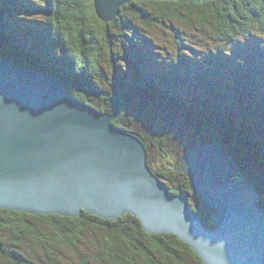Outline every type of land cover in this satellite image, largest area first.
Segmentation results:
<instances>
[{
  "label": "trees",
  "instance_id": "trees-1",
  "mask_svg": "<svg viewBox=\"0 0 264 264\" xmlns=\"http://www.w3.org/2000/svg\"><path fill=\"white\" fill-rule=\"evenodd\" d=\"M7 1L8 0H0V11L2 10V14L4 12L3 4L6 3L7 5ZM32 3V7H29L28 5H25L26 2H24V7L28 9V11H25L24 9L11 10L13 13H20L18 15L29 12L34 16H45L44 19H35L38 21V24L35 25L34 30L30 28V30L21 29L22 27H19L20 32L18 33V31H15V26L10 25V29L17 34H22L21 32L26 31L33 34V31H35L37 37L40 36L44 39L42 40L43 44L39 42H37L36 45L27 44L28 47L24 49V53L38 58L37 63L32 66V68H30V65L27 66L30 69H34L35 66H37L39 69L49 72L59 79H63L75 98L87 104H91L101 112H114L117 105H119V112L114 119L115 124H113L143 140L148 152L147 162L152 171L167 182L169 189L173 193H185L188 195V199L192 202L195 198L200 200V196L191 184L190 179L182 172L175 171L176 166L180 164L181 157L188 149L201 143L217 141L224 144L227 151L231 154L233 152L237 153L235 150V148L238 147L236 146L238 143L237 138L230 135L226 130V127L228 125L230 129L234 126L229 121L228 117H236L235 119L239 120L241 116H252L241 110V104L243 101L235 95L226 96L222 94L215 99H210L212 105L211 108L214 110L208 109L203 111V109H198L200 111H198V115L211 116L214 118L215 122H218H216L218 125L224 124L226 129H222L221 133L218 129L216 130L214 128L212 122L202 125L201 123H195L197 129L200 131L197 135H194V141H191L190 144H188L190 139L188 137L187 144L189 146H186L187 148L185 147L184 142L181 145L182 148H175L176 151L178 150L179 152L178 160L175 163V166L170 170V175L169 173L164 175L161 170L153 167L150 158L151 148L155 147L159 142V145L163 146L161 141L155 139L154 135L151 133L143 131L138 132L134 127H129L128 121L124 119V116L126 115L125 113L128 109V103L124 96L126 95L128 88L130 91H133L131 93L135 96L133 98V102L135 103L132 104L137 106V97L139 98V95L144 94L146 90L147 93H145V95L148 94L149 88H146L145 86L147 85V87H151L150 89H153L157 94L154 95L155 97L149 94L147 96L150 99H153L156 104H161V108L164 109L168 106L163 103L165 100H163L162 97L167 96L164 92H180L179 94H183V78L181 77L182 79H178L180 84H178L179 87L177 88H172L169 85L171 84V81L169 80L170 82H164H166L171 89H169L168 86L167 88L156 87L157 89H155L153 86H150L151 84H154L153 82H155V79H149L148 82L150 84H143L142 81H140L141 77H137V82H135L136 76L131 75L135 71L132 72L129 64L127 66V74L126 67H123L125 60L117 55V60L112 62V66L111 64L108 66L109 68H112L111 74H115L116 77V81L114 77L111 78L112 84L114 85V94L111 96L109 88L102 89L101 87L100 74L103 70L102 63H104V59L100 57L99 51L105 50V52L102 53V56L103 54H106L108 58L107 62L110 63L113 59V54H116L113 51L115 41H119L121 36L122 40L120 41L122 42V46L125 47L126 43L130 42V38L126 36V32L130 29H133L135 33L140 29L137 33L139 34V40L141 39L142 43H147V45L151 42V46L156 48L153 41H148L147 37L150 35L154 36L152 32L154 31L153 29H155L154 26L157 22H169L171 24L179 22L190 29L207 32L208 40L210 39L211 42H218L220 48L215 50L216 52L212 51L214 53L209 52L211 55L210 58L201 56V58L194 59L189 57L191 61H194L191 62L186 56L181 55L182 52H180V50L184 47L186 41L183 32H181L178 38L179 50L175 53L174 61L172 62L174 66L178 64L181 67L180 70H182V68L187 65L189 71L193 70L192 74H197L199 71H206L205 68H208L209 66L214 69L213 59H215L216 56L217 58L224 57L228 59L229 57H233V60L236 59L241 63H238L240 68L236 67L234 74L238 73L237 76L241 80L243 79V76H239V72L237 71L243 70L247 71V76L251 78L256 75V72H261L255 69L256 62L254 63L253 60L259 62L264 56V39L262 40V38L257 36L264 34V0H131L122 7L121 13L116 19L110 22H104L99 19L93 0H38V3H35L34 1ZM128 9H130V11ZM9 23L8 20L6 21V18H0L1 33L5 31V27L6 25H9ZM47 23L48 31L43 32L42 27ZM112 26H115L117 29L115 33L111 30ZM97 28L104 33V39L95 36L93 31ZM141 31L145 36L140 35ZM4 34L5 44L3 45V48H1V53L6 57H9L10 55L11 58H9L12 59L13 62H17L15 61L17 51L14 46L12 49L11 47L6 48V43H11V40H6V33ZM254 36H257L258 38H252ZM250 39H253L254 41L250 42ZM246 40H249V43L247 42L246 44ZM224 42H228L230 45L233 43V46H241L244 50V54H241L240 52L235 54V52L234 55L230 56L227 54L226 56L224 52L227 53L228 50L226 49ZM59 47H61L62 50H60ZM126 49L128 48H124L125 52L127 51ZM194 51L199 53L197 52L198 50ZM247 51L250 53L247 54ZM178 53L181 55L179 59L177 58ZM143 54H145V57ZM163 54L164 55L161 58L166 57L165 53ZM137 55H140L141 58L143 57L145 61H148V59H146L147 55L145 51L140 53L137 49L136 59L138 58ZM249 55H251V57ZM127 59L129 60V57H127ZM179 60H181V63ZM134 62L136 63L137 72L140 63L138 64L137 60H134ZM152 63L158 65L160 61L157 58ZM23 64L26 65L25 63ZM120 65L122 66L121 71H124L126 77L131 79L130 83L129 81H126L122 84V81H124L125 78H123L124 74L117 70H120ZM144 68L146 76L158 73V69L153 67V72L150 70L151 67ZM175 68L173 66L170 68L166 67V70L168 72H178L179 69ZM103 72L105 73L104 70ZM209 73L211 76L214 74V76L218 75V72L215 70H211ZM209 73L207 76L210 79H213ZM256 76V79L260 78L259 75ZM187 77L190 78L189 76ZM225 83L226 81L221 82V85L223 84L226 86ZM258 83L260 82L258 81ZM142 84L145 88L142 87ZM252 89L253 91L258 92V88L255 87ZM209 90L212 92L211 89ZM185 92L186 96L191 98V102L187 101L190 110L197 109L194 107V103L197 101L196 96L201 97L199 99L201 101L200 103L206 102V99H203L205 98V96H203L204 92L203 90H200V88L195 91L189 88ZM98 96H100L99 99H101V96L103 97L102 100H100V103L99 101H93L92 98ZM139 106L141 107V110L145 109L143 105ZM147 110L149 112H147L148 114H151L152 112L153 116L159 118L158 116L160 115L156 114L151 107H148ZM211 111H213V113H211ZM194 112L196 114L197 110ZM206 112L208 115H205ZM225 113L231 115L226 116ZM223 116L228 118L229 122L225 123ZM149 130L154 134L162 132L160 129V131H158L157 127H153V129ZM212 130H215V132ZM179 133L184 132L181 131ZM184 140L186 141L185 138ZM254 151L258 153L263 152L264 142L263 145L262 143L258 144V149ZM241 157L238 156L236 160L243 167V171L241 172V175H239L244 178H242V180L251 181L257 189V183L259 181L262 182L264 186V176L259 177L257 172L248 171V162ZM260 190V192H263L262 187ZM261 204H263V202ZM201 214L204 222L212 227V210H204ZM0 264L204 263L188 243L184 242L174 234L150 233L146 231L140 218L132 213L123 214L118 219H110L91 212H83L80 217H69L60 214H30L28 212L0 208Z\"/></svg>",
  "mask_w": 264,
  "mask_h": 264
},
{
  "label": "water",
  "instance_id": "water-1",
  "mask_svg": "<svg viewBox=\"0 0 264 264\" xmlns=\"http://www.w3.org/2000/svg\"><path fill=\"white\" fill-rule=\"evenodd\" d=\"M93 1L108 22L130 0ZM117 112L118 105L112 116L85 106L61 81L0 53V208L66 216L85 209L105 218L130 212L151 233L183 238L205 264H264V206L253 184L229 179L241 174L231 153L198 145L175 169L216 210L209 228L186 194L150 175L143 143L114 127Z\"/></svg>",
  "mask_w": 264,
  "mask_h": 264
},
{
  "label": "rangeland",
  "instance_id": "rangeland-1",
  "mask_svg": "<svg viewBox=\"0 0 264 264\" xmlns=\"http://www.w3.org/2000/svg\"><path fill=\"white\" fill-rule=\"evenodd\" d=\"M33 1L35 3H38V0H10V1L8 0L7 5H6V3L3 4V10L5 13L3 12V15H2V10L0 11V18H6V21L8 20L11 23V24L9 23V25H6L5 31L3 33H1V31H0V53L2 52L1 48H3V45L5 44V42H4V40H5L4 35L5 34L4 33H6V40L7 39L11 40V43H8V42L6 43V48L11 47V49H12V47L14 46L15 50L17 51L16 52L17 57L15 56V61H17V62H14V63L17 66H22V65L24 66L23 63H25L26 65H30L31 66L30 68H32V66H34L37 63L38 58L36 56H31L29 54L26 55L24 53V49L26 47H28L27 44L36 45L37 42L43 44L42 40H44V39L41 38L40 36L37 37V35L31 34L28 31L22 32V34H16L12 29H10L11 28L10 25H14L16 28L15 31H18V32H20L19 27H22L21 29H27V30L32 29V30H34L35 25L38 24V21H36L35 19L36 18L44 19L45 16L44 15L34 16L29 12L26 14L24 13V14L15 16L14 14H20V13H12V12L8 13V11L9 10L10 11L11 10H19V9H21V10L24 9L25 11H28V9H26L24 7V2L27 3L25 5L32 7ZM128 10L130 11V9H128ZM120 13H121V11H120ZM99 19H101V18L99 17ZM102 21H104V20H102ZM42 22H44V21H42ZM31 26H32V28H31ZM47 26H48V23L45 26H43L44 28L42 27L43 32L48 31ZM154 27H155V29H153L154 31L152 32V34L154 36H151V35L148 36L147 37L148 41H153V43L155 44L157 49L158 50L160 49L159 51H163V53H165V55H166V57H163V58H161V57L164 54L160 56V59H158L160 61V63H158V65L157 64L155 65L152 63L153 61H155V59H157L158 55H160V54H156V52L154 54H152V52L150 50V48L152 47L151 42L149 45H147V43L139 42V36H138L139 34H137V33H138V31H140V29H138L137 33H135V31H133V29H130L129 31L126 32V36L130 38V42H127L125 47L122 46V42L120 41V40H122L121 36H120L119 41H115V46H114L113 51L116 54H113V59H112V61H110V63L107 62L108 58H107L106 54H103V56H104L103 62L104 63H102V69L105 71L106 74L103 72V70H102V73L100 74L101 87H102V89L109 88L111 96L114 94V87H113L114 85L112 84L111 78L114 77L115 81H116V77H115V74H113V75L111 74L112 68H109L108 66H109V64H111V66H112V64H113L112 62L113 61L115 62L117 60L118 56H121L125 60L123 67H126V71H127V66L130 64L132 72L133 71L136 72V63L134 62V60L135 61L137 60V63L138 64L140 63V67L137 66L138 67L137 72L136 73L134 72L131 74L133 76H136L135 82H137V79H138L137 77H140V75L143 76V78H144V79H140V81H142L143 84H146V83L150 84L148 82V80L149 79H151V80L155 79V83L153 82L154 84L150 85V86H153L155 89H157L158 87L167 88L168 85L164 81H168V82L171 81V84H169V85L172 88H177V87H179L178 84H180L178 79H180L181 77L183 78V79L181 78L183 80V87H184V88H182L183 94H179L180 92H178V93L172 92L171 94H169V99L171 100L170 101L171 103L168 104L167 108H164V109L161 108V106H162L161 104H156L153 99H150L147 96L148 94L153 95V96L157 95L153 91V89H148L149 91H148V94H146V95H145V93H147V90H146V92H144L142 90L144 92V94L139 95V98L137 97V99H136L137 105H143L145 108L144 110H140V111L134 107L135 104H132V103H135V102H133V98L135 96L131 93L133 91H130L128 88V90L126 91V95L124 96L127 103H128V106H127L128 109H127V112L125 113L126 115L124 116V119L126 121H128L129 127H131V126L134 127L136 129V131H138V132L143 131L146 133L153 134L155 139L161 141V144L163 145V146H160L159 145L160 142H159V144L155 143L156 144L155 147H152L150 150L151 164L153 165V167L161 170L164 175H166L168 173L170 175V170L172 169L173 165L175 166V163L177 162L178 156H179V152H178V150L176 151L175 148L181 147L183 142L185 143V147L186 146L188 147L189 146L188 144H190L191 141H194V135H197L198 132L200 131L199 129H197L195 123H199V124L201 123V125H202L205 123L212 122L213 123L212 125L214 126V128L216 130L218 129L222 133V129L225 128L224 124L218 125L217 124L218 122L216 121L217 122L216 123L214 121V118L211 116L198 115V111H199L198 109H203V111H206L208 109L214 110L211 108L212 105H211L210 99H215L219 95L224 94L226 96H229V95L234 96L235 95V96L239 97L243 101L241 104V110L247 112V114L249 113L252 115V116H241V118L239 120L238 119L236 120L235 119L236 117L235 118L228 117L229 121L234 126L229 129V126L227 125V127H226L227 129L226 128L225 129L229 132L230 135H232L233 137H236L237 142L239 143V144L238 143L236 144V146H238V147L235 148V150L237 151L238 154L233 152L232 155L235 156V159L238 158V156L239 157L242 156L241 158H244L248 162V165H247L248 171L257 172V174H259V177H263L264 176V151L258 153V152H255L254 150L258 149V144L262 143V145H263V142H264V137H263L264 136V106H263L264 105V95L261 93V91L262 92L264 91V56L262 57V59L259 62L257 60H253L254 63L256 62L255 69L261 71L260 73L256 72V75H259V77H260L259 79H256V77H257L256 75H255L256 77L252 76L251 78H249L247 76L248 75L247 71L238 70L237 72H239V76H243V79L240 80V78L237 76L238 73L234 74V71L236 70V67L237 68L239 67L238 63L239 64H241V63L236 59L233 60V57H229V59H228V58H224V57H221V58L218 57L217 58V56H216V58L213 59L214 69L209 66L208 68H205L206 71L203 70V71L197 72V74H192L193 70L189 71L187 65H185V66L183 65L184 67L182 68V70H180L181 67L178 64L176 66H174L172 64V62L174 61L173 60L174 55L179 50V45H178L179 34L181 32H183V36H184V38H186V41L184 39L185 43L183 42L184 47L181 46L182 47V49L180 50V52H182L181 55L186 56V58L189 61H191L189 59V57H192L194 59L201 58V56L210 58L211 55L209 52H212V51L216 52L215 50L220 48V46L218 45V42H216V41L211 42L210 39L208 40V37H207L208 33L207 32H204L203 30L190 29V28L186 27V25L179 23V22H174L172 24L169 22H166V23L157 22V24ZM111 30L114 31L113 33H115L117 29L115 26H112ZM93 32H94L96 37L104 39L103 38V37H105L104 33L101 32L98 28L95 29ZM140 35L145 36V35H143L142 31H141ZM203 36H204V38H203ZM257 36H259V38H262V40L264 39V34L263 35L260 34ZM257 36H254L252 38H258ZM200 40H204V41H200ZM235 40H237V39H235ZM251 41H254V40L250 39V42ZM233 42H235V41H233ZM247 42L249 43V40H246L245 43L247 44ZM224 44L226 46V49L228 50L227 53L224 52V54L226 56H227V54L230 56L234 55L235 52H236L235 54H237L239 52L241 54H244V50L241 48V46H233L232 45L233 43L230 45L228 42L227 43L224 42ZM237 44H238V42H237ZM7 45H8V47H7ZM263 45H264V42H263ZM149 46H151V47L149 48ZM227 46H229V47H227ZM59 48H60V50H62L61 47H59ZM124 48H128V49H126L127 50L126 52L124 51ZM137 49H138V52H140V53H142L143 51L146 52V55H147L146 59H148V61L147 60L145 61L143 57L142 58L140 57V55H137V57H138L137 59L135 58ZM194 50H198L197 52H199V53H196ZM99 52H100V57H103L102 53H104L105 50H100ZM214 52H212V53H214ZM166 53H170V54H166ZM248 53H250V52L247 51V54ZM196 54H198V55H196ZM143 55L145 57V54H143ZM181 55H179V53H178L177 58L179 59V57ZM126 56L129 57V60L127 59ZM249 56L251 57V55H249ZM9 57H10V55H9ZM143 60H144V62H143ZM210 60H212V59H210ZM179 61L181 63V60H179ZM191 62H194V61H191ZM172 66L174 68L176 67L177 69H179L178 72L177 71L168 72L166 70V67L170 68ZM121 67L122 66L120 65V70L119 69H117V70L124 74V71H121ZM144 67H151L150 70H152V72H153V68L158 69V71H157L158 73H155V74L153 73V74L146 76L144 74L145 73ZM211 70L217 71L218 75L214 76L215 75L214 74L211 76V74L209 73V71H211ZM254 71H256V70H254ZM219 72H221V73H219ZM114 73H115V71H114ZM208 73L210 74V76L213 79H210L207 76ZM127 74H128V71H127ZM131 75H130V78H131ZM187 76H189L190 78H188ZM123 78H127L128 80H126V81H129V83L131 82V79L126 77L125 74H124ZM123 78H121V79H123ZM184 79H186V80H184ZM61 80H63V79H61ZM126 81L125 80L122 81V84H124L123 82H126ZM224 81H226V83H225L226 86L223 84L221 85V82H224ZM258 81L260 83H258ZM145 86H147V85H145ZM232 87H234V88L236 87V88L234 89ZM255 87L258 88V90H257L258 92L253 91L252 88H255ZM148 88H150V87H148ZM168 88L171 89L169 86H168ZM189 88L193 89L194 91L197 90L198 88H200V90H203V92H204L203 96H205V98H203V99H206L205 103H200L201 101L199 99L201 97L196 96L197 101H195L196 103H194L195 104L194 107L197 108L196 114L194 112L196 110H190L189 106L187 105V101L191 102V98L189 96L187 97L186 92H185ZM209 89H211L212 92H210ZM99 97L100 96L92 97L93 101L102 100L103 97L101 96V99H99ZM163 103L167 105V102H163ZM259 104H261V105H259ZM88 105H91V104H88ZM119 107L120 106L118 105V110H119ZM148 107H151L152 110L155 111L156 114L160 115V116H158L159 118H156V116H153L152 112H151V114H148L149 113L147 110ZM164 107H166V106H164ZM132 109H134V112L132 111ZM116 110H117V108L114 110V112ZM114 112L110 113V112L102 111V113H107L109 115L114 114ZM188 112L193 113V114H189ZM211 113H213V111H211ZM116 115H117V113H116ZM127 115H132V116H127ZM205 115H208V113L206 112ZM225 115L230 116L231 114L225 113ZM228 118L224 117L225 123L229 122ZM114 119H115V117L113 118L112 122L115 124ZM153 127H157L158 131L161 130L162 132H160L158 134H154L152 131L149 130V129H153ZM211 128H213V127H211ZM181 130L182 131L188 130V131H185L186 133H179V132H181ZM212 131L215 132V130H212ZM188 136L190 139H189V142L187 144ZM151 138H153V137H151ZM184 138L186 139V141L184 140ZM201 144H203V143H201ZM198 145H200V144H198ZM198 145H195V146H198ZM244 145H246V146H244ZM195 146H193V147H195ZM193 147H191V148H193ZM247 147L249 148V150ZM190 149H188V150H190ZM186 152L183 154V156L186 154ZM169 165H171V166H169ZM179 165H177V166H179ZM239 165H240L239 170H240V172H242L243 167L240 163H239ZM180 172H182V171H180ZM235 176L237 178L236 180L242 181V177H240L239 175H235ZM235 176L233 178H235ZM186 177L189 178L188 176H186ZM263 179H264V177H263ZM244 181H248V180H244ZM258 181H259V179H258ZM248 182H251V181H248ZM259 182L257 183L258 190H260L261 187L263 188V192H261L260 203L263 202V204H261V205L264 206V186H263L262 182H260V183ZM262 194H263V197H262ZM189 202L192 204V207L197 212H199V214L201 216H202V214H201L202 211L208 209V207H206V205L204 203H202V200L195 198V200L193 202L190 200H189ZM128 213H130V212H128ZM30 214H33V213H30ZM50 214H57V213H50ZM124 214H127V213H124ZM63 216H66V215H63ZM80 216H69V217H80ZM120 216H122V215H120ZM118 218H110V219H118ZM202 218H203V216H202ZM168 234H170V233L168 232ZM184 242H186V241H184Z\"/></svg>",
  "mask_w": 264,
  "mask_h": 264
},
{
  "label": "bare ground",
  "instance_id": "bare-ground-1",
  "mask_svg": "<svg viewBox=\"0 0 264 264\" xmlns=\"http://www.w3.org/2000/svg\"><path fill=\"white\" fill-rule=\"evenodd\" d=\"M131 1V0H130ZM93 3H94V1H93ZM126 3H128V2H126ZM126 3H124L123 5H125ZM27 4V3H26ZM122 5V6H123ZM122 6L120 7V11H121V9H122ZM120 11L117 13V15H116V17L118 16V14L120 13ZM10 11H8V13H9ZM12 12V11H11ZM13 13V12H12ZM15 16L16 15H18V14H14ZM18 17V16H17ZM116 17H115V19H116ZM102 20V19H101ZM112 21V20H111ZM104 22H106V21H104ZM108 22H110V21H108ZM20 23V22H19ZM19 33V32H18ZM22 33V32H21ZM17 34V33H16ZM33 34H35L36 35V33L33 31ZM90 41V40H89ZM88 42V41H87ZM139 42H142V40L140 39L139 40ZM144 43V42H143ZM150 48V47H149ZM153 49V50H152ZM150 50H151V52H152V54H154L155 52H156V54H160V55H158V59H160V56L161 55H163V52L162 51H159L158 49H157V47L155 48H153V47H151L150 48ZM155 54V55H156ZM3 56H5V55H3ZM102 59H104V56L102 57ZM196 59H198V58H196ZM12 60V59H11ZM21 65V64H20ZM23 66V65H22ZM25 67H28L27 65H24ZM28 69H29V71H36V72H40V73H44V74H46V75H48V76H50V77H52V78H54V79H57V80H59V81H61L62 83H63V85H64V87H65V89H66V91L68 92V94L70 95V97L72 98V99H74V100H76V101H81V100H79V99H77V98H75L74 96H73V94L71 93V90H70V88L65 84V82L63 81V80H61V79H59L58 77H56V76H54L53 74H51V73H49V72H45V71H43V70H41V69H39V67H37V66H35V68L34 69H30L29 67H28ZM40 70V71H39ZM145 74V73H144ZM143 74V75H144ZM140 77H141V79H144L143 78V76H141L140 75ZM127 80V78H125V81ZM252 80V79H251ZM250 80V81H251ZM125 83V82H124ZM155 83V82H154ZM229 83V82H228ZM143 85V84H142ZM243 85V84H242ZM142 87H145L144 85L142 86ZM146 88H148L147 86H146ZM151 88V87H150ZM149 88V89H150ZM234 88V87H233ZM236 88V87H235ZM234 88V89H235ZM240 89V88H239ZM258 90V89H257ZM238 91V90H237ZM261 91V90H260ZM169 93V92H168ZM168 93L167 92H164V94H167V96L166 97H162L163 98V100H165V102H167V105L168 104H170L171 102V100L169 99V97H168ZM261 93L264 95V93L261 91ZM153 94V93H152ZM169 94H171V93H169ZM85 106H87V107H89V108H93V109H95V110H97L96 108H94L93 106H91V105H88L87 103H85V102H83V101H81ZM101 101L99 100V103H100ZM259 105H261V104H259ZM263 105V104H262ZM264 106V105H263ZM135 108H137V110H141V107L139 106V105H137V106H135ZM167 108V107H166ZM98 112H100L99 110H97ZM133 112H134V110H132ZM118 112H119V110H118ZM118 112H117V114H118ZM102 113V112H101ZM105 114H107V113H105ZM107 115H109V114H107ZM111 116L113 115V114H110ZM130 116H132V115H130ZM116 117V116H115ZM160 125V124H159ZM248 125V124H247ZM114 127L117 129V130H120V131H122V132H124V133H126V134H128V135H130V136H132V137H134V138H136L138 141H141L142 143H143V145H144V147H145V144H144V142H143V140L142 139H140L138 136H136V135H134V134H132V133H130V132H128V131H126L125 129H123V128H119L118 126H116V125H114ZM182 131V130H181ZM185 131H187V130H185ZM185 131H182V132H184V133H186ZM189 137V136H188ZM209 142H206V143H203V144H200V145H204V144H208ZM211 143H217V144H219V145H223L222 143H220V142H211ZM224 146V148H225V151H224V154H230V152H228L227 151V149H226V147H225V145H223ZM145 154H146V163H145V166H146V168L148 169V171H149V173H150V175H152V176H157L153 171H152V169L150 168V166L148 165V162H147V160H148V152H147V149H146V147H145ZM231 156H232V158H233V160L235 159V156H233L232 154H230ZM236 160V159H235ZM237 161V160H236ZM237 163H238V161H237ZM238 166H239V168H240V165H239V163H238ZM177 168H180V165L179 166H176V169ZM178 171H182L181 169H178ZM183 172V174L186 176V174L184 173V171H182ZM241 175V174H240ZM235 176V174L233 175V176H231V177H229V179H234L233 177ZM159 177V176H158ZM236 177V176H235ZM160 178V177H159ZM161 180V182H163L164 184H166L167 185V187H168V189H169V186H168V184H167V182L164 180V179H162V178H160ZM191 179V178H190ZM191 181V184H193L192 183V180H190ZM242 181H244V180H242ZM242 181H240V180H235V182H242ZM245 182H248V181H245ZM248 183H251V182H248ZM251 184H253V183H251ZM254 185V184H253ZM254 187L256 188V186L254 185ZM195 188V187H194ZM257 189V188H256ZM170 190V189H169ZM258 190V189H257ZM171 191V190H170ZM259 191V193H260V200H261V192H260V190H258ZM172 192V191H171ZM197 193H199L198 192V190H197ZM178 194V193H177ZM187 196V195H186ZM188 197V196H187ZM200 200H202L201 199V197H200ZM203 202V201H202ZM192 205V204H191ZM193 208V207H192ZM194 209V208H193ZM209 210H212V217H211V224H212V227H213V213H214V211L216 212V210L215 209H210V208H208ZM9 210V209H8ZM16 211H19V210H16ZM20 212H26V211H20ZM83 212H90V211H87V210H85V209H83L82 210V213ZM194 212H195V214H197V216L198 215H200L199 214V212H197L195 209H194ZM28 213H31V212H28ZM92 213V212H91ZM40 214H42V213H40ZM124 214V213H123ZM123 214H121V215H123ZM133 214V213H132ZM194 214V213H193ZM194 214V215H195ZM81 216H82V214H81ZM138 216V215H137ZM203 221H204V219H203ZM141 222H142V220H141ZM207 224V223H206ZM208 225V224H207ZM208 227L209 228H212V227H210L209 225H208ZM146 230V229H145ZM147 231V230H146ZM160 233H168V232H160ZM170 234H174V233H170ZM176 235V234H175ZM178 238H180V239H182L183 240V238H181L180 236H178V235H176ZM185 241V240H184ZM188 243V242H187ZM189 244V243H188ZM190 245V244H189ZM191 246V245H190ZM191 248H192V246H191ZM193 249V248H192ZM194 250V249H193ZM195 251V250H194ZM196 252V251H195ZM196 254H197V252H196ZM198 255V254H197ZM200 258L202 259V257L200 256ZM202 261H203V259H202ZM204 262V261H203ZM204 264H205V262H204Z\"/></svg>",
  "mask_w": 264,
  "mask_h": 264
}]
</instances>
